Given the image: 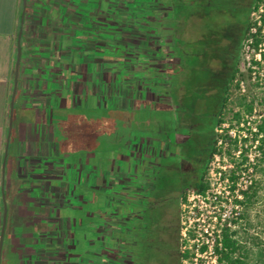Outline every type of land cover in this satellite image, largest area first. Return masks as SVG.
Here are the masks:
<instances>
[{
  "label": "rangeland",
  "instance_id": "374dc122",
  "mask_svg": "<svg viewBox=\"0 0 264 264\" xmlns=\"http://www.w3.org/2000/svg\"><path fill=\"white\" fill-rule=\"evenodd\" d=\"M94 0H83V5L86 3L89 5ZM109 7L115 6L116 11L119 15L127 20L125 25L118 26L117 30L120 31V35L124 38V43L127 44V54L125 56V63L127 68L125 73L133 79L134 82L125 80L123 82H118L114 80L110 83H100L98 82V75H96V82L101 85V93L107 89L111 88L109 95L111 96L112 104L105 101H102V105H98V100L96 96L82 97L81 99L85 101L84 103L75 97L72 99L71 106H67L65 111L64 119L62 118V123L59 127V131L54 133V140L59 146V151L64 153V166L65 171H68L70 174V179L66 178L67 189L69 185V190L71 191V197H66L64 194L59 199V204L61 207H55L50 205L48 211H44V208L36 203L34 206L29 207V243H33L35 238L33 234L35 232L41 233L47 231L48 234L54 232L55 230L67 229L68 235L75 240H80L81 245L77 246V251L83 252L85 249V242L92 240L93 243L97 246L98 256L91 257L94 261H97V264H104L107 261L109 255V246L106 238V207L98 208L95 203V199L99 196L100 191L94 190L91 187H83L81 184V178L79 173V168L87 166L95 167L99 164L107 165L108 170L114 169V162L117 159L115 157L117 143L120 141L123 148L129 149L133 152V157L131 162L135 165L139 163L141 155L146 153V156H149V152L152 149V145L149 143L157 140V136H154L152 133H147L146 128L149 126V117L150 113L148 110H151V114L154 118H159L161 116L160 110L162 106L168 104L172 105L171 99L167 96L157 97L156 103L158 106H153L151 102L153 101V94L150 90V82L147 78L145 68L146 65L153 68L157 73L161 74L164 78V81H160L157 85L167 86L168 74L172 69L171 75L173 84L178 86H185L186 88L192 89L195 84L198 85V90H204L205 92H211L212 85L207 83V81H212L214 78H211V74L206 73L205 70H202L205 59L200 57L191 56L189 63L193 65H201L199 70L197 69H187L182 65L180 58H175L171 51L169 50V45L172 43L173 37L175 36V41L173 43L176 45L178 52L186 50L188 52L196 53L198 47H200L202 37L201 33L206 35L204 31L205 25L214 22L213 17L201 19L200 14L203 12L200 11V7H203L204 4L215 3L218 0H167L169 3L175 5V12H171L170 15H174L175 23L173 26V33L170 32L169 36L166 33L160 32L149 27V24L146 23L145 27H138L135 23L129 22L132 20L129 18L128 14L130 10L121 0H105ZM200 2H202V6ZM165 1L160 0L158 2H146V5L138 6L139 12L143 13L148 8L149 9H165ZM105 6V3H102ZM146 6V7H145ZM156 6V7H155ZM256 7L254 1L251 4L245 21L249 22L250 13L252 8ZM93 11H95V6H93ZM143 9V12L141 10ZM181 11V12H180ZM169 15V14H168ZM176 15V16H175ZM183 17V18H180ZM146 17H148L146 15ZM129 19V20H128ZM224 19V18H223ZM217 21L214 25L220 26L224 25L227 22L224 20ZM124 21V20H123ZM164 23V22H163ZM179 23L181 26L179 28ZM226 26H230L227 25ZM113 30V28H112ZM242 30H244V24H242ZM175 33V34H174ZM111 30L105 32L106 36L111 35ZM203 34V35H204ZM242 35L238 41V68L240 67V62L243 59V41ZM132 40L134 42H132ZM79 41V40H78ZM173 45V44H172ZM233 52H231L229 61H234V53L237 50L235 46L237 44H232ZM131 49V50H130ZM132 50L136 51L133 53ZM61 53H65L64 50H61ZM85 61H92L89 58H86ZM66 79L70 77L68 72H64ZM185 74H187L185 76ZM136 75L135 78H133ZM130 78V79H131ZM236 79L242 80V86L239 89H234L230 91L228 99V110L226 117V125H228V119L231 118L232 111L238 110L234 104L238 98L245 97L246 103L252 102L253 111L252 118H250V126L256 124L259 120V115H264V83L263 80L259 84L252 83L247 75L241 78L237 75ZM67 81V80H66ZM196 82L195 84H193ZM81 83L84 84L83 81ZM235 83V82H234ZM98 85V84H97ZM136 87V90H133V87ZM84 91L88 93L90 91L89 85L85 83L83 87ZM143 93L141 97L140 93ZM106 93V92H105ZM189 95V94H188ZM186 95V96H188ZM183 90L177 92L178 99H182ZM147 101V103L142 102V108H138L133 111L130 110L131 106H138V102L133 101ZM184 99V98H183ZM121 103L122 108L117 104ZM240 110V108H239ZM32 111H29V125L34 122ZM247 116V117H251ZM246 116L243 115V119ZM212 125V120L208 121L206 127V134L202 138L203 146L200 150L199 155H202L209 148L210 138V128ZM213 137L216 138L217 134H220V129H223L221 126L212 125ZM224 131V130H223ZM140 132L141 135L138 136L140 140L136 143H132L135 140L134 134ZM142 132L144 134H142ZM147 134H146V133ZM223 133V132H222ZM156 135V134H155ZM130 136V137H129ZM130 145V146H129ZM129 147V148H128ZM133 147H136L135 149ZM145 151H149L148 153ZM107 157V158H104ZM179 160V169L184 168L185 161L182 159ZM204 162V160H203ZM237 162V161H236ZM228 161L222 159L219 156H214L206 163V174L204 180L208 183L210 192L214 191L221 192L219 195L222 196L223 193V183L221 179L219 180L217 171H227L228 170ZM238 163V162H237ZM90 170V168H89ZM88 172H91L89 171ZM127 172V170H125ZM91 175H89V181ZM256 181L258 182V198L251 208L250 216L256 227V231L261 232V236L264 237V172L254 174ZM107 180L113 182L114 185L117 184L116 175L107 173ZM33 181V179L31 180ZM162 191L164 196H170L172 200L171 208L169 214L172 216V223L176 229V249H177V264L179 263V253L183 250V247H188L190 244L189 241L185 240V237L182 235V229L185 225L190 223L195 226V229L204 230L211 227L212 217L214 211H216L217 202L213 200L210 196L207 202L201 201L198 199L195 194H192V190L185 189L184 193L186 196V202L180 200V192L178 191V186L180 181L178 177H170L165 174L162 177ZM32 183V182H31ZM46 186H52L51 181L46 180ZM96 184L98 182L96 181ZM173 184V185H172ZM120 183L118 186H121ZM177 186V189H176ZM106 191V190H105ZM103 192V200L106 201L105 195L106 192ZM78 195H81V201L77 198ZM221 201V198H220ZM216 207V208H213ZM194 212V213H192ZM39 217L33 219L34 215ZM55 231V232H56ZM95 233L99 234L98 241L95 242ZM58 235L56 239L58 240ZM204 237V236H201ZM36 259V258H35ZM35 259L30 258L29 264H36ZM85 264V263H83Z\"/></svg>",
  "mask_w": 264,
  "mask_h": 264
},
{
  "label": "trees",
  "instance_id": "16d2710c",
  "mask_svg": "<svg viewBox=\"0 0 264 264\" xmlns=\"http://www.w3.org/2000/svg\"><path fill=\"white\" fill-rule=\"evenodd\" d=\"M89 5L86 3L83 5L82 11V36L81 43L76 41L75 47L73 49L72 40L69 39L60 46L58 53L62 55L65 59V71L69 73L70 77L74 73L80 72V76L77 77L76 81H78V85L75 87L71 85L70 90L74 97L78 98L80 102L84 103V100L81 99L84 97H92L96 96L98 100V105H102V101L107 100L108 104L111 103V96L109 92L111 88L107 87L103 93H101V85L98 83H110L114 80L118 82H123L125 80H129L131 83L134 82L131 77L127 73H125V69L127 65L125 63V56L127 54L126 49L127 44L124 43V38L119 34L120 31L117 30L118 26L125 25L127 20L124 17L118 14L114 5L109 7L105 0H94ZM125 6L128 7L130 13L128 14L129 22L135 23L138 27H145L146 23L149 24V27L159 30H163V33L171 35V31L173 33V26L175 23L174 15H170L171 12H175V7H171L169 5V1L164 0L165 9L156 10V9H145L146 11L143 13L139 12L138 6L146 5V2H158L159 0H121ZM260 0H254V5ZM105 3V6L102 4ZM93 6H95V11H93ZM146 7V6H145ZM156 7V6H155ZM181 12V11H180ZM161 14V15H159ZM169 14V15H168ZM146 15L148 17H146ZM176 16V15H175ZM180 18H183L180 16ZM124 20V21H123ZM164 22V23H163ZM244 30L242 32V38L245 37L250 23L246 21L243 22ZM181 23H179V28ZM113 28V30H112ZM181 29V28H180ZM107 30H111V35L106 36L105 32ZM175 34V33H174ZM175 41V36L173 37L172 43L169 45V50L171 54L176 58H180L182 65L187 69H197L199 70L201 65H193L189 63L190 57L194 56L195 53L188 52L186 50H182L180 52L177 51L176 45L173 43ZM262 41L255 36L253 46L256 48L257 45ZM132 42H134L132 40ZM173 44V45H172ZM61 50H64L65 53H61ZM131 50V49H130ZM133 53L136 51L132 50ZM86 58L91 59L92 61H85ZM261 59L264 62V51L261 52ZM63 60V59H62ZM238 60V59H237ZM235 61L234 68L230 72L228 79L226 78L222 81L217 82L214 81L216 76H211L214 78L210 84L212 85L211 92H205L204 90H198V85L195 84L192 89L186 88L181 85L176 87L173 84L172 80V69L168 74L167 86L157 85L160 81H164L161 74L157 73V71L151 68V65L144 67L147 75V78L150 82V90L153 94V101L148 102L153 106H158L156 103L157 97L167 96L171 99L172 105L168 104L166 106H162V108H158L160 110L161 116L159 118H154L151 114V110H146L150 113L149 117V126L146 128L147 133H153L156 136L157 127L159 126L160 121L171 120L173 121V117L175 116V112L173 110L174 106H179L177 92L183 90V98L181 99L182 109L186 111L187 118L192 120L194 123H201L198 126V129L194 131L195 134L199 135V143L196 145L191 139L188 137V132L186 129H181V133L183 135V142L179 144L189 158H193L188 161L193 170L188 173L176 172L174 169H161L159 170L158 179L163 183L162 177L167 174L170 177L177 176L180 184L178 188H181L180 191V200L182 202H186V196L184 193L185 189H191L192 192L198 196V199L202 201H206V191L208 189V183L204 180V176L206 174V163L209 162L211 158L214 156H219L222 159L228 161V170L227 171H218L221 175V178L234 180L237 178V173L246 167H242L247 160L246 152L247 150L242 146H238L237 139H231L228 136L229 128H232V124H238L242 119L243 115L249 116L252 114L253 106L252 102L246 103L245 97L238 98L236 103L234 104L238 107V110L232 111L231 118L228 119V126L224 128L223 133L217 134L216 138L213 137V129L212 125L221 126L222 124H226V115L228 110V99L229 94L232 88L239 89L238 83H234L239 75L243 78L246 74L239 72L238 70V61ZM191 62V61H190ZM258 64V63H257ZM96 75H98V82H96ZM187 74H185L186 76ZM135 78L136 75H133ZM74 77V76H73ZM131 78V79H130ZM81 81L84 82L81 83ZM72 82V81H71ZM88 84L90 91L86 93L83 89L84 85ZM98 84V85H97ZM133 90H136V87H133ZM106 92V93H105ZM141 97L143 93L141 92ZM189 94V95H188ZM188 95V96H186ZM144 97V96H143ZM186 98V99H185ZM75 99V98H74ZM138 102V106H131L130 110H138L142 108L144 111V106L142 107V102L147 103L142 99L141 101H133ZM147 103V104H148ZM122 108L121 103L117 104ZM71 108V104H68ZM240 108V110H239ZM260 118L258 122L255 124L256 131L253 133L252 141H256L255 152L256 155L254 157V165H253V173H263L264 172V115H259ZM212 120V125L210 128V144L209 148L206 152H204L201 156L204 162H197V152L200 153V150L203 146L202 138L206 134V127L208 125V121ZM146 133V132H145ZM146 133V134H147ZM138 136L141 135L140 132L134 134V142L130 141L131 144L136 143L140 140ZM142 134H144L142 132ZM130 137V136H129ZM163 140L164 138L162 136ZM247 139H242V142H246ZM117 149L115 150V157L117 159L114 162V169L108 170L107 165L99 164L95 166L97 168V179L98 182L97 188L98 191L103 193L107 188V173L115 174L117 177L118 184L122 183L127 177H133V174L141 173V169L136 164L134 165L131 160L133 157V150L123 148L120 141L117 143ZM151 145L158 146V141L154 140ZM130 146V145H129ZM129 148V147H128ZM134 149L136 147H133ZM239 152L238 156H235L234 153ZM107 158V157H104ZM143 159V155H141L140 160ZM171 161L173 167L179 168V160ZM238 163H237V162ZM168 161L162 159L160 164H167ZM127 170V172H125ZM258 182L254 179L253 183L244 191H242V200L237 201L241 205V211L237 215L235 219H232L230 225L228 226L224 223L220 229V233L214 235V241L212 245L213 250V262L211 264H264V237L261 236V232L256 231V227L252 221L250 216L251 208L253 204L256 202L258 198ZM99 194L100 196L102 194ZM187 239L194 240L195 235L192 232H188ZM219 244V246H218ZM196 245L192 244L190 249H186L184 253H179V264H194V255L193 251L195 250ZM207 250V246L202 244L197 251L199 253H203ZM192 252V253H191ZM186 261L187 263H184ZM195 264H205V261L202 259H197Z\"/></svg>",
  "mask_w": 264,
  "mask_h": 264
},
{
  "label": "crops",
  "instance_id": "0c3cea01",
  "mask_svg": "<svg viewBox=\"0 0 264 264\" xmlns=\"http://www.w3.org/2000/svg\"><path fill=\"white\" fill-rule=\"evenodd\" d=\"M82 9L83 0H0V232L3 199L6 208L0 264H29L30 258L50 263L47 231L35 232L29 243V207L39 203L46 212L52 204L63 205L64 153L53 140L75 98L70 87L79 84L76 75L81 74L66 79L65 58L58 50L69 39L73 49L76 41L80 45ZM19 31L21 54L9 125ZM29 111L34 119L30 125Z\"/></svg>",
  "mask_w": 264,
  "mask_h": 264
},
{
  "label": "flooded vegetation",
  "instance_id": "af4514ba",
  "mask_svg": "<svg viewBox=\"0 0 264 264\" xmlns=\"http://www.w3.org/2000/svg\"><path fill=\"white\" fill-rule=\"evenodd\" d=\"M253 1L218 0L200 7V11L203 12L200 14L201 19L208 18V15L215 19L214 22L211 21L212 23L205 25L206 35L201 33L200 47L195 55L205 59L202 70L210 73L211 76H216L214 79L216 84L225 78L227 80L234 68V63L238 59V41L243 32L242 24ZM200 4L199 6H202V2ZM223 18L230 26L227 27L224 24L216 27L214 23ZM235 43L237 50L234 53V61L231 62L229 58L233 52L232 44ZM180 100H177L180 105L173 108L175 112L173 121H160L157 127L158 146L152 145V149L148 151L149 156L145 153L143 159L139 160L137 166L140 167L141 173L133 174L131 178L127 177L121 186H118V182L114 185L107 180L106 201L103 200L104 195H99L95 199L96 206L103 208L105 205L107 212L105 236L109 255L104 264H177L176 229L172 223L173 218L169 214L172 200L170 196L163 194L162 182L158 179L159 170L174 169L176 172L191 173L193 167L188 161L193 158L183 153L181 151L183 148L179 146L184 141L181 129L189 130V139L197 145L199 135L194 131L201 125L187 118L186 111L181 108L183 105ZM162 136L166 139L163 140ZM149 144L151 145V142ZM178 158L185 161L183 169L172 165L171 161L177 163ZM162 159L168 161L167 164H160ZM196 160L203 162L198 152ZM89 168L87 166L79 168L81 184L85 188L91 187L98 191L96 184L98 170L92 166ZM89 175H91L90 181ZM66 178L71 180L68 171H66ZM67 184L68 181L65 183L64 195L71 197L72 193L69 185L67 189ZM178 191L180 192L181 188H178ZM77 198L79 201L82 199L81 195ZM55 231L48 236L49 264H97V261L91 259L99 253L92 240L84 241L85 249L81 252L77 251V246L81 245L82 239L81 241L72 239L67 229ZM57 234L61 235H58V240ZM94 237L95 242L100 238L97 233ZM56 249L59 253H56Z\"/></svg>",
  "mask_w": 264,
  "mask_h": 264
},
{
  "label": "built area",
  "instance_id": "2783aa9c",
  "mask_svg": "<svg viewBox=\"0 0 264 264\" xmlns=\"http://www.w3.org/2000/svg\"><path fill=\"white\" fill-rule=\"evenodd\" d=\"M249 20L250 26L243 41L244 55L242 61L240 62V67L238 68V70L239 72L246 74L252 83L259 84L262 80L264 83V62L261 59V52L264 51V0H260L257 3L256 7L252 8ZM255 36L259 39H262V41L257 45L256 48L253 46ZM234 82L238 83V86L241 87L243 81L240 79H236ZM253 116H246V118L242 119L238 124L233 123L232 128H229L228 130V136L231 139L236 138L238 146H242L247 150V160L242 166L246 167V169H242L240 173H237V178L230 181H228V179L226 178L222 179L220 173L217 171L219 180L221 179V182L223 183V193L220 197L219 195L221 194V192H217L218 195H216L214 191H211L212 193L209 194L210 189L208 185V189L206 191V202L211 196L213 200L217 202L218 207L216 211L213 212L214 215L211 219V227L209 226L204 230L195 229L194 225L188 223L182 229V235L183 237H185V240L189 241L191 245H196V248L193 251V255L195 257L194 264L196 263L197 259L204 260L205 264H211L213 262L212 245L214 241V235H218L220 233V229L224 223L229 226L231 220L237 217V215L241 211V205L237 201L242 200V191L246 190L255 179L253 173V165L255 163V145L257 142L252 141V136L256 131V128L255 124L250 126L249 121ZM225 125L226 124H222L221 127L223 129L227 128L225 127ZM223 129H220L221 133L223 132ZM242 139H247V141L242 142ZM238 153L239 152L234 153L235 156H238ZM192 194L194 193L192 192ZM196 197L198 198V196ZM188 232H192L195 235L194 240L187 239ZM202 244L207 246V250L203 253H199L197 249ZM191 245H189L188 247H183V250L180 253H184L186 249H190ZM184 263L187 262L184 261Z\"/></svg>",
  "mask_w": 264,
  "mask_h": 264
},
{
  "label": "water",
  "instance_id": "95a60500",
  "mask_svg": "<svg viewBox=\"0 0 264 264\" xmlns=\"http://www.w3.org/2000/svg\"><path fill=\"white\" fill-rule=\"evenodd\" d=\"M24 1L25 0H23V2ZM19 38H20V31H19L18 40H17L16 68H15V75H14L13 92H12V97H11V102H10V117H9V123L10 124L9 125H11L13 100H14L15 91H16V87H17V70H18V64H19V59H20V54H21ZM5 219H6V208H5V203H4V199H3V214H2V225H1V232H0V252H1V242H2V237H3V231H4V227H5Z\"/></svg>",
  "mask_w": 264,
  "mask_h": 264
}]
</instances>
